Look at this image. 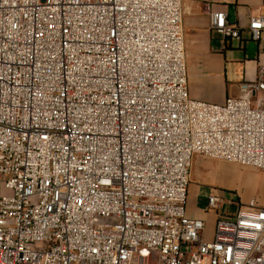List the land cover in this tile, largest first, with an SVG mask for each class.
<instances>
[{"label":"built area","instance_id":"obj_1","mask_svg":"<svg viewBox=\"0 0 264 264\" xmlns=\"http://www.w3.org/2000/svg\"><path fill=\"white\" fill-rule=\"evenodd\" d=\"M196 155L264 174V66L193 99L182 0H0V264H264L254 198L210 194V240L188 215Z\"/></svg>","mask_w":264,"mask_h":264},{"label":"crops","instance_id":"obj_2","mask_svg":"<svg viewBox=\"0 0 264 264\" xmlns=\"http://www.w3.org/2000/svg\"><path fill=\"white\" fill-rule=\"evenodd\" d=\"M205 4L212 10L226 12L229 23L241 28V39H224L211 30L203 12ZM182 5L190 96L214 104L240 96L242 84L253 82L259 67L264 66V32L256 41L248 30L251 18L264 17V0H182ZM217 181L220 178L215 185H219ZM190 190L204 210L187 209L188 215L204 220L206 230L208 225L214 227L216 216L207 211V197L215 190L229 191L217 188L204 192L194 180Z\"/></svg>","mask_w":264,"mask_h":264},{"label":"rangeland","instance_id":"obj_3","mask_svg":"<svg viewBox=\"0 0 264 264\" xmlns=\"http://www.w3.org/2000/svg\"><path fill=\"white\" fill-rule=\"evenodd\" d=\"M219 178L220 181H217L219 185H215L214 182ZM192 180L204 192L206 189L214 190L217 188L228 190L230 193L223 190H215L213 192V194L222 196L225 201H239L247 204L254 198L259 205L264 204V174L254 168L242 167L196 155L190 171V181L192 182ZM196 196L195 192L190 190L189 187L187 204L189 211L194 209L204 210ZM237 210V205L225 204L222 212L230 217ZM206 231V240H210L214 227L208 225Z\"/></svg>","mask_w":264,"mask_h":264}]
</instances>
